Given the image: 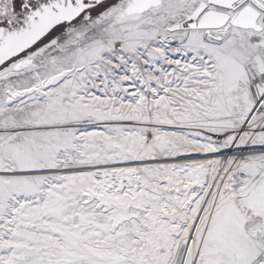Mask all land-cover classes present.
<instances>
[{"label":"snow or ice","instance_id":"obj_1","mask_svg":"<svg viewBox=\"0 0 264 264\" xmlns=\"http://www.w3.org/2000/svg\"><path fill=\"white\" fill-rule=\"evenodd\" d=\"M0 264H264V0H0Z\"/></svg>","mask_w":264,"mask_h":264}]
</instances>
